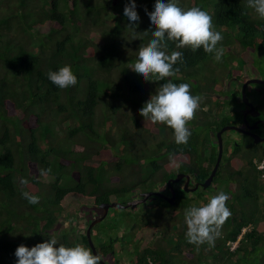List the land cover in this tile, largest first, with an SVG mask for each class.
<instances>
[{
	"label": "trees",
	"instance_id": "1",
	"mask_svg": "<svg viewBox=\"0 0 264 264\" xmlns=\"http://www.w3.org/2000/svg\"><path fill=\"white\" fill-rule=\"evenodd\" d=\"M130 2L0 0V264H16L18 246L31 248L50 238L65 246L82 243L89 248L85 229L101 214L99 203L159 190L176 173L202 182L215 161L213 132L223 124H235L240 116L221 113L240 104L239 83L229 94L219 89V96L214 84L219 72L225 87L231 77L241 83L264 57V19L247 8V0H178L182 8L208 12L223 34V47L238 48L236 54L224 52L226 70L202 48L193 53L168 43L167 53L181 51L184 56L171 81L188 83L193 95L203 97L196 119L188 125L191 136L186 145L175 143L172 129L145 121L139 113L167 80L145 81L132 69L139 48L150 42L155 29L141 18L130 26L124 15ZM155 2L135 0L136 11L143 6L149 18ZM204 64L210 67L201 69ZM66 65L78 82L60 89L48 79V72ZM211 67L219 68L215 77ZM227 135L241 137L231 129ZM123 143L127 149L121 152ZM224 151L205 189L186 197L179 188L173 205L144 202L149 216L135 219L138 230L128 240L133 264H178L183 253L192 264L195 248L200 264L205 247L207 257L217 264H264V170L252 163L253 158L264 157V142L262 147L251 143L243 152L239 144ZM49 168L50 173L41 175ZM219 188L228 196L231 217L214 246L189 244L183 209L191 200L195 206L201 200L202 206ZM25 191L38 196L39 203L29 204L22 195ZM78 213L86 217L84 231L73 236L62 222ZM155 214L157 219L149 222ZM95 224L89 236L96 254L113 261L114 245L103 240L106 234L93 242ZM244 227L248 229L237 239ZM149 229L162 234L154 237L149 231L143 236ZM234 241L230 250L228 243Z\"/></svg>",
	"mask_w": 264,
	"mask_h": 264
},
{
	"label": "clouds",
	"instance_id": "2",
	"mask_svg": "<svg viewBox=\"0 0 264 264\" xmlns=\"http://www.w3.org/2000/svg\"><path fill=\"white\" fill-rule=\"evenodd\" d=\"M247 8L264 19V0H247ZM124 15L129 18L130 26L140 21L135 0H131L125 6ZM147 15L155 29L151 33L153 38L146 46L139 48L138 59L132 69L145 81L167 80V82L160 85L139 113L145 121L172 129L175 143L186 145L191 136L188 125L196 119L203 97L193 95L188 83L176 84L171 81L170 78L175 77L180 70L175 66L184 63V56L181 51L167 53L168 43L172 42L177 49H190L193 53L202 48L205 53L213 54L215 62H221L225 51L222 44L224 37L222 32L216 30L208 12L200 7L182 8L178 0H167V2L156 0L154 10ZM48 79L60 89L75 86L78 82L69 65L57 71H49ZM50 172V168L41 170V175ZM22 182L27 183L26 180ZM22 195L29 204L39 203L38 196L27 191ZM227 200L228 196L220 191L202 206H192L185 210L187 226L185 237L189 244L197 247L203 244L214 246L223 225L232 215ZM72 223L71 220H64L63 229L69 230ZM230 243L232 242H229L228 246ZM15 256L16 264H101L102 262L99 254H94L82 243L65 246L58 244L56 238H50L31 248L20 245L15 251Z\"/></svg>",
	"mask_w": 264,
	"mask_h": 264
},
{
	"label": "rangeland",
	"instance_id": "3",
	"mask_svg": "<svg viewBox=\"0 0 264 264\" xmlns=\"http://www.w3.org/2000/svg\"><path fill=\"white\" fill-rule=\"evenodd\" d=\"M139 7H140V10H137L139 17L142 20L146 19V21L147 20L150 21V18L146 17V12H144L142 10L143 6H139ZM224 50H225L224 52H226L227 54H229L228 53L229 50L231 52H233L234 54H236L238 52V48H237L236 44H234L233 47H227V48L224 47ZM231 58L232 57H229L230 60H231ZM259 59L260 60H258V65H257L256 69H254L255 73H248V77L247 78H249V77L257 78V79H263L264 78V57L263 58L260 57ZM231 62H233V61H231ZM219 64H220L219 68H224L226 70L228 69V64H227V62L225 60L224 55H223L222 60H221V62ZM209 67H210L209 64H207V65L204 64V67L200 66V68L201 69L203 68V70L204 69L206 70ZM219 68H212L211 67V69H210L211 73L210 74L215 77L214 74L217 72V70ZM216 76H217L216 82L221 83L222 81L223 82L225 81L223 79V77L221 76L220 72L217 73ZM233 84H234V82H231L230 86H232ZM152 86L153 85L148 86V88H150L151 93H152V90H154V88H151ZM255 90L264 91V84H249L248 87H246V91H247L248 96L250 97V100L252 102L256 103V101H259L261 99L263 101L264 93L261 94L262 97L257 96V98H255V97L250 96L251 92L255 91ZM126 109H128V108H126ZM130 129H133V128L131 127ZM123 144H125V145L121 144L119 146L121 152H124L127 149L126 148L127 144L126 143H123ZM123 147H124V150H123ZM211 148H212L213 151L216 152L217 148L215 147V145H212ZM225 152L226 151H224V153L222 152V158L225 155ZM210 188H211V186L209 187V189ZM220 191H222L221 188L218 189V192H220ZM206 192H207V190H206ZM188 196L189 195L186 194V197H188ZM123 198H116V199L114 198V200H112L111 202L121 203V202H119V200H121V201L131 200V198L129 199L128 196L123 197ZM194 201L191 200L189 202L190 205L186 206V208L183 209L182 217L184 216V213H185L186 209H188V208H190L192 206H195V205H192V203H194ZM144 202L138 204V206H136L135 210H132L134 208L131 209V208L110 207V208H108V211H107L105 217L102 220H100L98 223H96L95 226H94L95 230L92 231L93 242L94 243L95 242H99V240H102V237H100L101 234L102 233L106 234V236L104 235L103 240L106 243L109 242L112 246L114 245V255H112V257L114 258V256H115V259L118 260L119 264H130L131 263L130 262V256L131 255H129V252H128V250L131 247L130 248L128 247L129 246L128 245L129 244L128 240H129V236L130 235L133 236L132 234L135 233L136 230H138V228L134 227V221H135L136 218L139 219V217H144V216L148 217L149 216L150 209L147 210L148 207L145 206L146 203H144ZM148 202L149 203L158 204V202H156L154 199H149ZM152 205H154V204H152ZM200 205H201V200H199V202H197V206H200ZM154 206H156V205H154ZM152 213H154V212H152ZM176 213H174V214H176ZM178 215L179 214H177V217H178ZM84 218L86 219V217H84L83 213H78L77 215L75 214V216H73V217L68 219V220H71L73 222L72 225H71V228L69 229V231L72 233L73 236H77V232L84 231V225H85ZM156 219H157V214H155L153 217H150L148 219V221L149 222L150 221H155ZM184 219H185V216H184ZM168 220L169 219H167L165 221H168ZM158 223H159V221H158ZM160 223H161V220H160ZM62 228H63V225H62ZM170 229H171V227H170ZM149 231L151 233H153L154 237H158L159 233L162 234V231H160L159 229L158 230L157 229L156 230H150L149 229V230H143V236H146L149 233ZM163 235L165 237H167V235H169V231H166V233H164ZM115 236H116L117 239L118 238H120V239L117 240L116 238H114ZM142 240L143 239L141 238V240L139 241V244L142 242ZM198 250L199 249L195 248V250L193 252L194 253V261L192 262V264H196L197 263L195 259H197V257H198L197 256ZM207 251H208V249L206 247L202 250V253L205 256V259L201 260L202 262L200 264H217L218 261L214 263L213 261H211V259H209L207 257ZM180 258L181 259L177 260L178 264H191V263H189L190 261L187 259L186 255L184 253L181 254Z\"/></svg>",
	"mask_w": 264,
	"mask_h": 264
},
{
	"label": "flooded vegetation",
	"instance_id": "4",
	"mask_svg": "<svg viewBox=\"0 0 264 264\" xmlns=\"http://www.w3.org/2000/svg\"><path fill=\"white\" fill-rule=\"evenodd\" d=\"M249 78H252V77H249ZM246 79H248V78L246 77L244 80H246ZM243 81H241V83H240L239 79L231 77V78H229L228 83L226 82V87H225V83H223V81L221 83L215 82V84H214L215 85L214 92H215L216 96H219V89H220V91L228 92V94H229V93L233 92V90L236 88V85L238 83L240 85L239 86L238 95H236V96H239L240 104H236L235 103L236 105L234 104V105H231V106H227L221 111L222 114H225V113L232 114V112L239 113L240 114L239 118H237L235 120V124H233V125H231V124H228V125L223 124V125L219 126V128L216 129L213 132V138L216 141V136H215L216 132L223 126H235V127L240 128L241 131H236V130L235 131L237 133L241 134V137L234 139V137H229L230 135L226 136L228 130L230 131V129L222 131L221 134H220L221 143H222V152H223V150L225 148H226V150H228L229 147H232V146L238 145V144L241 146V151L242 152L245 151L247 149L248 145H250L251 143L252 144H256V145H260V147L263 146V142H264V98H263V101L261 99L259 101H256V103L252 102L250 100V97L248 96L247 91H246V87H248L249 84L246 85V87H245V95H246V98H247V102L250 103L253 106V110H251V113H255V114L257 113V114L256 115H251L250 113H247L245 115L246 123H244L243 120H242V114L244 112H246V110H248V107L244 103H242V101L240 99V88H241V84H242ZM231 82H234V84L232 86H230ZM250 84H260V83H250ZM262 93H264V91L255 90V91L251 92L250 96L255 97V98H257V96L262 97V95H261ZM250 126H253V127L249 128ZM231 130H233V129H231ZM251 134L255 135L256 141H254L253 136H251ZM215 143H217V141ZM222 152H221V156H222ZM216 153H217V150H216ZM220 159H221V157H220ZM253 159H255V158H253ZM188 176H189V182L187 184V189H188L187 191L183 190V181H184V179H181L180 181L171 184L172 188L174 189V198H173L172 205L177 200L176 195L178 194L179 188L183 190V192L185 193L184 194L185 196H186V194L189 195V196H193L194 192H198L200 189H202L199 186L200 182L194 181L193 178L189 174H188ZM195 183L198 184L197 188L195 190H193V191H190L189 189H191L195 185ZM156 192H159L162 195H165L167 197L170 196L169 189H168V187L166 185L163 186L161 189L156 190ZM152 196L154 198H151V199H154L156 202H158V205H160V206L165 205V204L169 205L160 196H157V195H152ZM148 200H149V198H147L145 201H148ZM100 213H102V209H101ZM174 213H176L175 210H171V214H173L172 216L175 215ZM112 255H113V253H112ZM105 258H102V260L106 264H108V263L109 264L110 263L119 264L117 259H113V261H111V256L107 257L106 259ZM130 262H131L130 264H133L131 260H130Z\"/></svg>",
	"mask_w": 264,
	"mask_h": 264
},
{
	"label": "water",
	"instance_id": "5",
	"mask_svg": "<svg viewBox=\"0 0 264 264\" xmlns=\"http://www.w3.org/2000/svg\"><path fill=\"white\" fill-rule=\"evenodd\" d=\"M250 83H262L264 84V78L263 79H257V78H248L246 80H244L241 84V88H240V99L242 101V103H244L247 107H248V110H246V112H244L242 114V120L244 123H246V119H245V115L247 113H250L251 115H256L255 113H251V110H253V106L247 102V98H246V95H245V87L247 84H250ZM253 126H250L249 128H252ZM227 129H233V130H236V131H241L240 128L238 127H235V126H223L221 127L217 132H216V141H217V153H216V157H215V161L213 163V166L210 170V173L208 174V176L202 181L199 183V186L203 189H205L211 182V179L218 167V164H219V161H220V157H221V152H222V143H221V132L224 131V130H227ZM251 136H253V139L254 141H256L255 139V135L254 134H251ZM181 179H184L183 181V190L184 191H187V184L189 182V176L188 174H183V173H176V175L173 177V178H168L165 182V185L168 187L169 189V194L170 196H165V195H162L161 193L159 192H156V191H146V192H141L139 194V197L138 198H135V199H131V200H128L124 203H116V202H102V203H99L98 204V207L102 209V213L100 216L94 218L93 220H91L86 229H85V235H86V239H87V242H88V245H89V248L93 251L94 254H96V251H95V248L91 242V239H90V236H89V231H90V228L97 222H99L100 220H102L106 213H107V210L108 208L110 207H118V208H134L137 204H140L142 203L143 201H145L149 196L151 195H157V196H160L161 198H163V200H165L168 204H172L173 203V198H174V189L172 188L171 184L172 183H175V182H178L180 181ZM197 183H195V185L189 189L190 191H193L197 188ZM101 264H106L103 260L101 262Z\"/></svg>",
	"mask_w": 264,
	"mask_h": 264
},
{
	"label": "built area",
	"instance_id": "6",
	"mask_svg": "<svg viewBox=\"0 0 264 264\" xmlns=\"http://www.w3.org/2000/svg\"><path fill=\"white\" fill-rule=\"evenodd\" d=\"M252 163L254 164L255 168L258 170H264V157H262L260 160H257L256 158L252 160ZM245 229L248 228H242L240 231V234L237 236V239L240 237L241 233L245 231ZM235 246V242L230 243L229 249H233Z\"/></svg>",
	"mask_w": 264,
	"mask_h": 264
}]
</instances>
